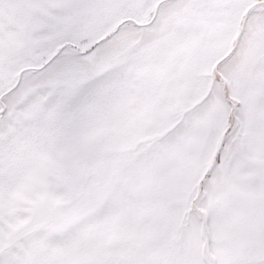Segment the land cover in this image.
<instances>
[{
	"label": "snow or ice",
	"instance_id": "snow-or-ice-1",
	"mask_svg": "<svg viewBox=\"0 0 264 264\" xmlns=\"http://www.w3.org/2000/svg\"><path fill=\"white\" fill-rule=\"evenodd\" d=\"M0 264H264V0H0Z\"/></svg>",
	"mask_w": 264,
	"mask_h": 264
}]
</instances>
